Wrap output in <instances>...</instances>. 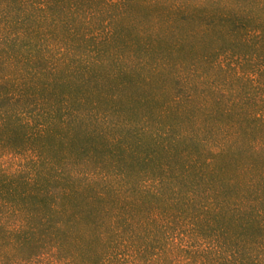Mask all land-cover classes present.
Masks as SVG:
<instances>
[{"label": "trees", "instance_id": "obj_1", "mask_svg": "<svg viewBox=\"0 0 264 264\" xmlns=\"http://www.w3.org/2000/svg\"><path fill=\"white\" fill-rule=\"evenodd\" d=\"M0 264H264V0H0Z\"/></svg>", "mask_w": 264, "mask_h": 264}]
</instances>
